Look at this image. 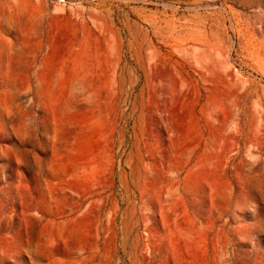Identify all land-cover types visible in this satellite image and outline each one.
Instances as JSON below:
<instances>
[{"label": "rangeland", "instance_id": "rangeland-1", "mask_svg": "<svg viewBox=\"0 0 264 264\" xmlns=\"http://www.w3.org/2000/svg\"><path fill=\"white\" fill-rule=\"evenodd\" d=\"M0 264H264V0H0Z\"/></svg>", "mask_w": 264, "mask_h": 264}]
</instances>
